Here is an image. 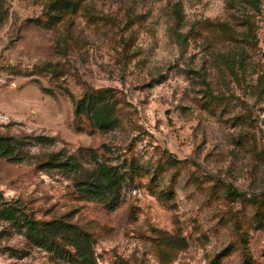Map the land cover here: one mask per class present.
Here are the masks:
<instances>
[{
    "label": "rangeland",
    "instance_id": "374dc122",
    "mask_svg": "<svg viewBox=\"0 0 264 264\" xmlns=\"http://www.w3.org/2000/svg\"><path fill=\"white\" fill-rule=\"evenodd\" d=\"M0 5V264H264V0Z\"/></svg>",
    "mask_w": 264,
    "mask_h": 264
},
{
    "label": "trees",
    "instance_id": "16d2710c",
    "mask_svg": "<svg viewBox=\"0 0 264 264\" xmlns=\"http://www.w3.org/2000/svg\"><path fill=\"white\" fill-rule=\"evenodd\" d=\"M6 13L2 11V7L0 5V23L4 19ZM97 121L107 123V117L105 115L99 116L97 113ZM11 153V146L8 143L7 138H0V155L7 156ZM98 171L100 173L101 178L104 181V186L107 189H111L113 186L116 185L117 179H116V173L111 171L109 167L106 165H100L98 167ZM103 186V187H104ZM5 216L8 218H14L15 214L12 211V208H6L3 210ZM25 225L27 227V236L31 241L36 242L37 244H42L46 246V243L44 241L43 235L41 233V230L38 228L35 221L25 218ZM81 254V253H80ZM79 254V255H80ZM84 257V256H82Z\"/></svg>",
    "mask_w": 264,
    "mask_h": 264
}]
</instances>
